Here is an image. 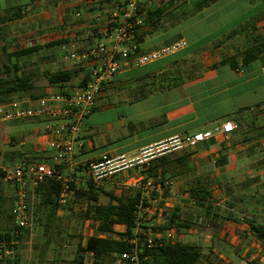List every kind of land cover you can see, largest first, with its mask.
Here are the masks:
<instances>
[{"label": "crops", "instance_id": "1", "mask_svg": "<svg viewBox=\"0 0 264 264\" xmlns=\"http://www.w3.org/2000/svg\"><path fill=\"white\" fill-rule=\"evenodd\" d=\"M185 1L157 0L159 5L155 6L154 0H151L148 11L164 8V14L156 27H147L142 23L139 42L143 52L158 50L182 39L188 47L154 64L124 72L107 81L98 108L83 122L80 135L83 146L77 152L74 166L61 169L65 174H73L80 188L86 179L85 166L98 162L104 155L132 159L149 146L211 131L213 139L194 149L167 155L176 159L188 153L185 166L170 164L164 174L159 169L150 175L148 168L126 170L99 187L98 204L108 203L104 192L119 193L122 189H130L135 180L171 179L174 182L171 194L155 193L142 213L141 223L145 233L159 238L176 229L175 242L200 247L204 263L264 264V244L253 233V226L264 228V162L253 161L252 147L256 148L257 142L246 141L258 130L264 133V55L245 65L239 56L255 38L264 36V22H241L217 36L214 31L202 33V28L217 26L221 22H186L183 25L174 22L178 25L176 27L171 22H164V18ZM75 5H84L81 19H76V12L68 14L65 8L71 4L58 5L57 17H52L45 7L37 8L39 12H32V15H29V9L21 8L22 12L16 20L0 27L24 23L29 28L37 26L40 33L52 29L51 32L57 34L52 39L43 34L38 40L39 45L65 40L68 46L84 49L87 44L104 37L103 25L94 22L95 11L91 6L82 2ZM185 5L188 7L187 3ZM17 8L20 7L10 10ZM10 10L0 11V14ZM47 22H52V26ZM63 46L66 45L53 47L57 51L52 53H43L38 67L45 77L58 71H74L77 75L67 83L55 85L49 84L46 77L43 96L82 86L89 80L88 65L61 61ZM21 49L15 47L7 54ZM237 55L238 65L235 68L223 64L224 60ZM22 68V73H31L28 68ZM240 69L244 72L238 73ZM49 122L48 119H41L3 124L7 129L6 137L13 141V145L0 151V159L5 163L0 167L22 161L49 162L54 152L50 148V139L43 135ZM226 122L238 127L228 141L215 133ZM253 124L255 126L249 127ZM127 126L130 128L128 131ZM261 149L264 150V137L261 138ZM7 153L11 155L9 158L5 157ZM35 190L31 186L27 190V202L32 208L38 204ZM5 192L8 198L16 200L14 188L6 186ZM206 192L210 194L208 197ZM201 199L208 200L206 204L212 203L210 213L199 205ZM80 203L86 209V203ZM162 203L165 209L160 208ZM176 211L185 225L179 227L173 224L169 230L160 231ZM73 213L60 206L52 229V245L57 244L61 234H64L69 236V241L73 240L77 249L79 245L83 248L88 238L94 235L90 222L82 217L73 220ZM45 216V213L36 215L33 228L22 231L27 240L21 239V244H30L32 238L43 236ZM117 231L122 232L124 228L118 226ZM244 257L247 259L244 260Z\"/></svg>", "mask_w": 264, "mask_h": 264}, {"label": "built area", "instance_id": "2", "mask_svg": "<svg viewBox=\"0 0 264 264\" xmlns=\"http://www.w3.org/2000/svg\"><path fill=\"white\" fill-rule=\"evenodd\" d=\"M82 2L91 7L98 6L93 20L103 25L104 37L87 44L84 49H77L72 45L73 48L68 45L63 46L61 61L74 65L79 63L88 65L90 75L88 82L82 86L48 93L37 100L25 98L0 105V124L23 120H50L44 127L43 135L50 139V148L54 152L49 162L22 161L14 166L0 167L4 184L16 190V200L12 210L13 223L15 229L17 228L16 236H20L23 230H31L34 225L33 208L27 202L29 186L36 188L46 180L54 179L61 186L59 205L69 207L76 213H84L85 205L76 200L78 191L87 192L89 185L99 189L105 182L123 171L133 168L147 169L153 161L162 156L194 149L214 137L211 131L176 137L168 142L144 148L132 159L104 155L98 162L85 166L86 179L83 180L80 188L73 174L63 173L61 168L74 166L77 152L83 146L80 140L83 122L98 108V102L105 91V83L116 75L154 64L188 47L187 42L182 39L158 50L142 51L139 32L146 19L151 0H82ZM82 15V10L75 13L76 19H81ZM31 46L34 45L29 44L28 47ZM243 72V69L238 70V73ZM237 129L234 123L226 122L217 128L215 133L222 135L224 140L228 141ZM173 185L171 179L143 178L131 183V188L139 190L141 194L135 216L134 237L130 241L135 250L133 253L114 254L115 264H140L139 249L160 247L163 239L175 242L176 229L169 230L166 237L153 238L143 231L141 223L142 213L147 204L152 202L153 195L171 194ZM99 237L109 239L106 234ZM16 244L18 242L0 240V262L15 258ZM94 257L93 252H87L86 264H89V260Z\"/></svg>", "mask_w": 264, "mask_h": 264}, {"label": "trees", "instance_id": "3", "mask_svg": "<svg viewBox=\"0 0 264 264\" xmlns=\"http://www.w3.org/2000/svg\"><path fill=\"white\" fill-rule=\"evenodd\" d=\"M206 0H203L195 5L197 11H201L206 6ZM21 8L7 11L0 14V25L12 20H16L20 13ZM164 8L155 11H148L144 25L147 27H156L158 22L162 21ZM68 45L65 40L50 42L44 46L35 45L26 47L11 54L3 49L0 54L5 58L4 62L0 63V105L7 104L14 97L22 98L29 97L30 99L37 100L43 94H34L36 89L33 73H22V66L19 65V60L22 57L30 56L38 53L44 48H53L59 45ZM264 55V36L255 38L249 47L241 52L239 56L242 58L243 64H249L256 60L259 56ZM2 58V57H1ZM238 55L232 59L224 60L223 64H229L231 67H236ZM77 72L58 71L48 74L47 80L49 84H63L69 82ZM86 82L84 83V85ZM178 83H175V85ZM247 139L248 142H258L264 137L261 130ZM15 154H13L14 156ZM9 153L5 157L9 158ZM188 153L181 157L171 158L170 156H162L153 161L148 167V173H156L162 169L164 174L166 168L170 164H178L179 166L186 165V158ZM37 160V159H36ZM6 185L2 180V169H0V217H6L9 221L13 222L12 210L14 200L8 198L5 192ZM38 198V204L33 207L34 220L36 215L46 214L44 234L43 236L50 242L52 239V229L55 224L56 214L60 209L59 196L61 193V186L54 179L46 180L42 185L35 188ZM206 192L207 197L210 195ZM103 195L108 198L106 205L98 204L100 190L89 185L87 192L78 191L76 193V200L84 202L87 205L86 211L82 214L85 221L90 222L94 231V235L89 237L85 248L80 245L77 249L76 256L71 264H86V253L93 252L95 257L89 260V264H115L114 254L133 253L135 248L130 241L134 237L135 230V216L138 212V205L140 203L141 194L139 190L135 189H122L119 193L114 191L104 192ZM208 200L201 199L199 205L205 207L206 212L210 213L213 210L212 203L206 204ZM62 207V206H61ZM72 211L69 207H64ZM73 212V211H72ZM173 224L177 226L185 225L180 220L179 215L174 213L168 220L164 228L160 231L169 230ZM121 226L124 231H117V227ZM17 230V228H16ZM253 233L258 241L264 244V228L260 226H253ZM22 233V231L20 232ZM106 234L109 239H102L99 236ZM23 234L16 236L15 232L9 229H0V240L8 242H18ZM140 264H212L211 262H203V254L201 248L196 245L185 244L182 242H170L165 239L162 240L160 247L141 248L138 251ZM13 264V261L0 262V264Z\"/></svg>", "mask_w": 264, "mask_h": 264}, {"label": "rangeland", "instance_id": "4", "mask_svg": "<svg viewBox=\"0 0 264 264\" xmlns=\"http://www.w3.org/2000/svg\"><path fill=\"white\" fill-rule=\"evenodd\" d=\"M156 1L157 0H154V5L158 6L159 3H156ZM201 1L203 0H186L180 5L179 9L173 10L168 16H166L164 18V22H171L173 27L178 26L174 22H181V25L186 22H206L205 24L210 22H221L217 26L211 25L207 27L204 26L202 28V33L206 34L208 31H214L217 33L215 36L222 34L224 31L229 30L231 27L236 24H240L241 22H264V0H206L207 2L204 10L202 9L203 11H197L195 5ZM31 2V0H0V11L10 10L11 8L18 6L20 8L29 9V15H32V12L35 14L39 12V10L36 11L37 8L45 7V10L50 12L52 17H57L59 12L56 11V8L58 5L64 6L65 4H71L72 6L65 8L68 9V14L84 10V5H75L78 3L80 4L82 2L80 0H34L32 3ZM186 3L188 4V7L185 5ZM92 8L95 12L98 10V6L96 5H92ZM47 23L46 24L49 26H52L53 24L52 22ZM51 30L52 29H45L42 33H40L38 32L37 26L29 28L24 23L13 26H2L0 27V53L3 49L8 51L14 49L15 47L23 49L28 47L29 44L34 46L37 44L39 45L38 40L41 39L43 34H45L46 38L50 39L53 38V35L57 34H53ZM55 50L57 51L56 48H48L44 52L32 54L24 58L22 57L19 60V65L28 68L27 70H30V72L34 75L36 80V89L34 94H44L47 84L44 73L38 67L39 63L41 64L40 57L43 56V53L49 54ZM4 60L5 58H3V55L0 54V63L4 62ZM20 99L22 98L14 97L12 100L7 102V104ZM128 110L130 109L128 108ZM2 125L3 124H0V151L3 152V150H6L13 141L6 137L7 129ZM251 126L253 127L255 125H249V127ZM126 129L127 131L130 130L128 126ZM256 144V148L254 146L252 147L254 150L252 153L254 156L253 161L256 163H262L264 162V150L261 149V140ZM4 164L5 163H3L0 159V165L2 166ZM13 165V163H9V166ZM14 204L15 201L13 203V207ZM29 205L31 204L29 203ZM160 208L165 209L163 203ZM82 214L83 213L74 212L73 215L70 216L73 220H78L82 217ZM72 226L73 228L75 227L74 225ZM79 227L81 226L79 225ZM145 227L146 226H143V228ZM0 229H9L13 232L16 231L14 223L9 221L6 217H0ZM51 236L53 237V232ZM61 236L62 238H60L57 244L54 245L51 244L52 239L48 242L44 236L32 238L30 244H21V242L18 241V244L15 245L16 256L14 259L9 261H13V264H71L77 253V245H73V240L69 241V236H65L64 234H61ZM21 238L27 240L26 236L22 235ZM262 252L264 253V251ZM245 259H247V257H244V260Z\"/></svg>", "mask_w": 264, "mask_h": 264}]
</instances>
